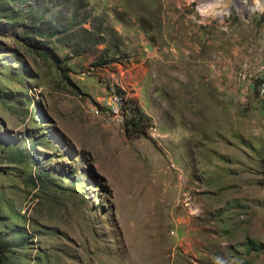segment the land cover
<instances>
[{"label": "rangeland", "instance_id": "374dc122", "mask_svg": "<svg viewBox=\"0 0 264 264\" xmlns=\"http://www.w3.org/2000/svg\"><path fill=\"white\" fill-rule=\"evenodd\" d=\"M26 1L52 31L0 19V264H264V6Z\"/></svg>", "mask_w": 264, "mask_h": 264}, {"label": "trees", "instance_id": "16d2710c", "mask_svg": "<svg viewBox=\"0 0 264 264\" xmlns=\"http://www.w3.org/2000/svg\"><path fill=\"white\" fill-rule=\"evenodd\" d=\"M14 3L23 10H15L10 4ZM28 5L26 0H0V19L6 20V24L14 29H17L20 26L25 27V31L21 34L23 41L30 42V38L28 35H43L44 32L52 31V23L51 20L45 22V13H39L40 10H29L25 8ZM49 25V27H48ZM30 31V32H29ZM30 46H35L29 43ZM17 74H11L10 76H16ZM130 104H133V108H129L128 112L130 114L129 117L125 118L124 126H125V134L129 139H137L147 134V128L145 124H150L151 119L147 117L142 110L138 107V105L130 101ZM129 105V102L126 101V108ZM6 160L8 163H24L26 162V155L21 149L20 145L17 147L8 146L5 150ZM78 184V183H76ZM12 220L14 219V215H11ZM10 237L12 244H18L19 242H23L25 240V236L22 235L19 231L10 230ZM1 252V250H0Z\"/></svg>", "mask_w": 264, "mask_h": 264}, {"label": "bare ground", "instance_id": "6f19581e", "mask_svg": "<svg viewBox=\"0 0 264 264\" xmlns=\"http://www.w3.org/2000/svg\"><path fill=\"white\" fill-rule=\"evenodd\" d=\"M253 1L252 0H231V2H227V0H222V1L217 2V0H204V3H203L204 5L201 8L202 9L201 13L204 15L213 14L214 16H217L218 18H223L224 15L226 14L225 11L230 9L231 6H235L236 8L238 7L242 11H249V12L259 11L263 9L264 5L261 0H255L254 2ZM223 2L225 3L221 6L223 7L222 10L216 11V7L218 6L220 8L219 5ZM252 2H253V6H251Z\"/></svg>", "mask_w": 264, "mask_h": 264}, {"label": "built area", "instance_id": "2783aa9c", "mask_svg": "<svg viewBox=\"0 0 264 264\" xmlns=\"http://www.w3.org/2000/svg\"><path fill=\"white\" fill-rule=\"evenodd\" d=\"M260 91L264 94V79L262 84L260 85ZM107 108L111 111L114 115L119 116L122 112L128 113L126 109V96L123 94L114 93L107 102ZM99 111H97L98 113Z\"/></svg>", "mask_w": 264, "mask_h": 264}, {"label": "crops", "instance_id": "0c3cea01", "mask_svg": "<svg viewBox=\"0 0 264 264\" xmlns=\"http://www.w3.org/2000/svg\"><path fill=\"white\" fill-rule=\"evenodd\" d=\"M216 34V33H215ZM218 43H219V41L217 42V43H215V44H213V45H215L214 47H212V46H210V48H213L214 50V55H218V51H219V49H218V47H219V45H218ZM216 62V60L215 61H211V63H215ZM208 86V85H207ZM207 86H206V88H207ZM206 88H205V90H206ZM174 90H175V88H174ZM192 93H194V94H204V95H209L208 94V91L206 90V91H200V90H198V89H196V88H192V91H191ZM208 97V96H207ZM264 97H262V99H263ZM187 103H190V104H195V100H186V102H184V104H187ZM186 129V128H185ZM187 130V129H186ZM193 135V132H192V134L190 133V132H186V133H184V130L183 129H181V132H180V135ZM185 150H186V147H185ZM195 150L193 149L192 150V152H190V151H187V152H185L184 151V157H182V159H183V162L184 163H187V164H190L191 162H192V160L193 161H196V157H197V155L195 154V152H194ZM194 164H195V162H194Z\"/></svg>", "mask_w": 264, "mask_h": 264}]
</instances>
